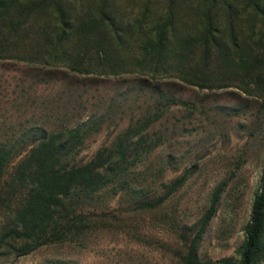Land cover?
<instances>
[{
  "label": "rangeland",
  "instance_id": "374dc122",
  "mask_svg": "<svg viewBox=\"0 0 264 264\" xmlns=\"http://www.w3.org/2000/svg\"><path fill=\"white\" fill-rule=\"evenodd\" d=\"M141 3L118 0V7L134 19ZM163 7V0L152 2L154 13ZM130 39L125 60L108 73L78 72L63 60L40 56V48L29 43L0 57V144L11 151L9 171L40 128L87 129L71 158L80 162L110 146L128 126L158 114L128 156L138 160L123 177L78 199L79 207L94 214L92 227L72 241L1 255L0 264H180L184 226L201 217L219 185L221 200L199 256L213 264L238 257L264 162L261 91L241 89L237 74L228 75V86L201 87L189 82L187 72L153 73L137 64L139 43L136 36ZM167 98L185 103L167 105ZM184 174L185 183L161 205L138 206ZM15 204L14 198L10 207ZM9 220V211L0 209V227Z\"/></svg>",
  "mask_w": 264,
  "mask_h": 264
},
{
  "label": "trees",
  "instance_id": "16d2710c",
  "mask_svg": "<svg viewBox=\"0 0 264 264\" xmlns=\"http://www.w3.org/2000/svg\"><path fill=\"white\" fill-rule=\"evenodd\" d=\"M154 1L141 0L139 16L130 19L119 10L118 0H0V57L29 43L40 48V56L63 60L78 72L108 73L125 60L130 38L136 36L135 60L141 68L187 72L189 82L201 87L228 86L233 84L228 75L237 74L239 87L247 92L256 87L264 104V0H163L158 13L152 11ZM156 118L158 114L128 126L86 161H71L87 135L82 126L40 128L10 171L11 151L0 144V209L6 208L10 216L0 227V256H22L47 244L72 241L92 227L94 214L79 207L78 199L92 197L123 177L138 160L129 161L128 156ZM186 179L184 174L163 184L162 192L139 200L138 206L161 205ZM222 191L219 185L201 217L184 226L180 264H213L201 260L199 247ZM244 232L238 257L218 264L264 262V162Z\"/></svg>",
  "mask_w": 264,
  "mask_h": 264
}]
</instances>
